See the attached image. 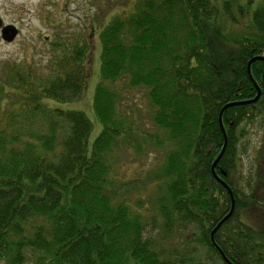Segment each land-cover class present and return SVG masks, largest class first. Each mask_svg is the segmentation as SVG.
<instances>
[{"label":"trees","instance_id":"obj_1","mask_svg":"<svg viewBox=\"0 0 264 264\" xmlns=\"http://www.w3.org/2000/svg\"><path fill=\"white\" fill-rule=\"evenodd\" d=\"M112 9L99 35L93 112L102 131L91 146L84 112L46 103L84 98L88 39L53 44L41 75L17 65L0 75V264H180L149 234L143 205L115 189L122 154L149 144L169 147L151 179L166 232L192 227L206 249L199 264H264V144L249 172L240 154L264 117V60L251 63L260 99L220 121L225 106L258 94L248 65L264 58V0L251 25L229 32L212 0H126ZM144 109L156 133L139 128ZM228 189L235 209L212 241L231 212Z\"/></svg>","mask_w":264,"mask_h":264},{"label":"rangeland","instance_id":"obj_2","mask_svg":"<svg viewBox=\"0 0 264 264\" xmlns=\"http://www.w3.org/2000/svg\"><path fill=\"white\" fill-rule=\"evenodd\" d=\"M126 0H0V18L4 25H14L20 29V34L13 43L4 42L0 32V75L10 74L8 66L17 65L21 69L31 72L43 73L40 64L48 61L49 57L56 56L53 44L65 41H74L82 37L90 41L92 56V77L88 84L83 99L72 103H58L46 100L50 107H59L64 110L81 111L93 123V131L89 139L90 146L102 131L100 122L93 112V100L96 87L100 78L101 43L99 35L106 24L116 15L112 7L116 2ZM130 5L138 0H127ZM218 8L224 29L231 31L232 25L237 28L251 25L254 12L263 5V0H212ZM243 9V12H242ZM228 25L226 26V22ZM96 23V24H95ZM234 28L235 33L240 31ZM54 59V58H53ZM52 59V60H53ZM48 63V62H46ZM4 67V70H3ZM37 73V75H38ZM144 108V107H143ZM139 128L156 133L149 119L148 111L144 109L139 116ZM140 134V133H137ZM138 140L145 142L143 135ZM134 144V143H132ZM149 144V143H147ZM264 144V117L254 127L250 128L245 140L242 141L240 150L244 170L249 172L256 160L260 146ZM169 147L158 148L155 145L146 147L142 153L134 149L123 153L115 169V174L120 181L115 189L119 190L121 199L125 198L133 206L135 203L143 205L141 213L149 220V234L157 240L166 253H172L184 264H199L200 259L206 255V249L191 239L189 232L192 227L185 229L178 227L169 234L165 230L162 220L154 217L157 212L156 200L162 195L152 182L160 173L162 158ZM139 183L131 185L133 180ZM146 182L147 186L143 185ZM129 183V185H124ZM137 185V186H136ZM140 185V186H139ZM129 186V187H128ZM126 190V191H125ZM187 237H190L189 239ZM193 238V237H192ZM187 239V241H186Z\"/></svg>","mask_w":264,"mask_h":264},{"label":"water","instance_id":"obj_3","mask_svg":"<svg viewBox=\"0 0 264 264\" xmlns=\"http://www.w3.org/2000/svg\"><path fill=\"white\" fill-rule=\"evenodd\" d=\"M0 30H1V35H2V39H3V41L4 42H7V43H13L15 40H16V38L19 36V30L16 28V26H14V25H4V23H3V20L0 18ZM256 60H264V58H262V57H259V58H255V59H253L250 63H249V65H248V72H249V75H250V78H251V80L254 82V84H255V86H256V88H257V90H258V94H257V96H256V98L255 99H253V100H248V101H244V102H235V103H231V104H228L227 106H225L224 107V109L222 110V113H221V117H220V121L222 122V114H223V112L226 110V109H228V108H230V107H235V106H242V105H248V104H254V103H256L259 99H260V97H261V89L258 87V85H257V83L255 82V80L253 79V77H252V74H251V63H253L254 61H256ZM222 126V125H221ZM224 133H225V131H224ZM225 148H226V145H225V147H224V149H223V151H222V153L220 154V156L218 157V159L216 160V162L214 163V165H213V173H214V175L216 176V174H215V171H214V168H215V166L217 165V163L219 162V160L221 159V157L223 156V154H224V152H225ZM216 178H217V176H216ZM222 184H224L220 179H218ZM227 188H228V186L226 185V184H224ZM229 190V189H228ZM229 192H230V194H231V198H232V208H231V212L220 222V224L216 227V229L214 230V232L212 233V235H211V237H212V241H214V235H215V233H216V231L222 226V224L225 222V221H227L231 216H232V214H233V212H234V209H235V201H234V198H233V195H232V193H231V190H229ZM224 259H225V261L227 262V263H229V264H231L229 261H228V259H226L225 257H224Z\"/></svg>","mask_w":264,"mask_h":264},{"label":"flooded vegetation","instance_id":"obj_4","mask_svg":"<svg viewBox=\"0 0 264 264\" xmlns=\"http://www.w3.org/2000/svg\"><path fill=\"white\" fill-rule=\"evenodd\" d=\"M19 30V34H20V29H18ZM0 32H1V30H0ZM250 76V75H249ZM253 77V76H252Z\"/></svg>","mask_w":264,"mask_h":264}]
</instances>
